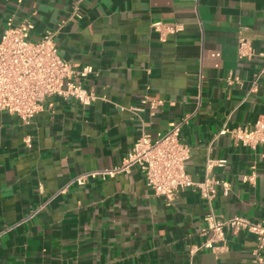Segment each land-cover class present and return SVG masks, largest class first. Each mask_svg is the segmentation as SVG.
<instances>
[{"label": "crops", "instance_id": "1", "mask_svg": "<svg viewBox=\"0 0 264 264\" xmlns=\"http://www.w3.org/2000/svg\"><path fill=\"white\" fill-rule=\"evenodd\" d=\"M25 21L33 41L53 30L75 71L92 67L77 78L97 98L48 97L28 124L0 111V264H190L209 207L264 219V143L230 133L264 118V0H0V37ZM156 21L178 30L161 39ZM239 37L251 58H238ZM143 97L161 103L141 109ZM183 119L186 171L228 187L210 206L194 187L167 205L137 167L72 181L119 166L142 133L155 139ZM224 245L193 261L253 264V234L227 231Z\"/></svg>", "mask_w": 264, "mask_h": 264}, {"label": "built area", "instance_id": "2", "mask_svg": "<svg viewBox=\"0 0 264 264\" xmlns=\"http://www.w3.org/2000/svg\"><path fill=\"white\" fill-rule=\"evenodd\" d=\"M76 16L80 17V14L76 13ZM31 28L32 24L25 21L18 27L4 30L0 37V111L14 114L23 124H28L48 97L73 98L85 106L93 102L97 96L86 89L77 78L92 72V67L85 66L75 71L71 63L59 55L53 30H46L39 40L33 41L27 36V31ZM151 28L159 32L161 39L178 30L160 21L153 22ZM236 52L240 59L251 58L255 54L251 42L244 37L237 39ZM231 77L232 75L228 76V82L232 81ZM160 103L159 100L143 97L139 108L147 107L153 112ZM184 123V119L172 123L165 133L155 139L142 133L133 142L119 166L98 172H86L72 181L82 185L89 175L100 173L107 177L137 167L144 176L146 187L155 195L161 196L167 205L173 202L179 190L194 187L210 206L217 186L222 184L225 194L228 187L208 175L202 181L194 182L188 174L186 162L190 156V148L180 138ZM230 133L236 142L254 149L264 143V118L239 126ZM24 141L27 146H31L30 138L26 137ZM224 162L208 159L207 168L214 163L221 165ZM203 220L202 234H208V238L201 245L190 246V264H196L193 256L201 247L212 251L224 248L226 232L240 230L255 236L252 263L264 264L261 255L264 247V219L253 221L242 215L223 217L215 214L209 207Z\"/></svg>", "mask_w": 264, "mask_h": 264}]
</instances>
